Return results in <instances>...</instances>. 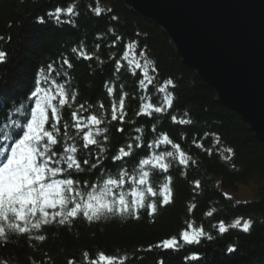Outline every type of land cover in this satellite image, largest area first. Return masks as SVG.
Wrapping results in <instances>:
<instances>
[{"label": "snow or ice", "instance_id": "snow-or-ice-1", "mask_svg": "<svg viewBox=\"0 0 264 264\" xmlns=\"http://www.w3.org/2000/svg\"><path fill=\"white\" fill-rule=\"evenodd\" d=\"M85 11L97 19L109 16L106 29L93 33L91 49L82 38L57 61L38 67L26 102L10 119L6 117V128L0 129V248L7 247L12 236L43 242L47 236L40 233L45 226L71 227L78 219L88 224L110 217L138 221L142 211L154 218L159 209L174 203L173 170L186 180L189 167L199 164L184 149L185 142L225 163L235 159V149L221 143L219 131L196 129L189 138L188 130L197 123L195 110L188 104L177 106L179 81L161 74L146 34H123L120 16L111 7H102L101 0H90ZM80 15L73 2L48 8L35 23L76 29ZM104 48L109 50L107 60L100 54ZM74 61H95L99 69L89 63V75L97 70L103 75L105 64L112 66L96 102L77 103L80 89L78 83L73 85ZM7 62L8 53L0 49V65ZM209 139L212 145L205 147ZM232 167L235 170V164ZM189 183L192 196H199L202 181ZM225 198L232 199L227 194ZM196 208L193 200L187 211L191 214ZM215 214L213 208L204 216ZM253 228L254 221L243 216L230 223L217 219L208 230L187 222L178 233L134 248L131 255L84 250L82 264H134L143 253L157 250L160 259L155 264H165L164 253L205 241L211 244L231 231L248 235ZM238 241L239 236L224 251L237 253ZM201 259L199 252L184 257L189 262ZM0 264L8 261L0 258ZM66 264L78 261L73 257Z\"/></svg>", "mask_w": 264, "mask_h": 264}, {"label": "trees", "instance_id": "trees-1", "mask_svg": "<svg viewBox=\"0 0 264 264\" xmlns=\"http://www.w3.org/2000/svg\"><path fill=\"white\" fill-rule=\"evenodd\" d=\"M73 2L78 4L81 13L77 20L78 28L73 29L67 25L57 27L50 22L43 25L35 23V17L42 15L48 8L57 5L66 7ZM89 2L0 0V37L4 38L0 40V49L8 53V62L0 65V76L3 77L0 80V129L6 128V117L10 119L15 115L16 108L26 102L25 97L32 87L38 67L57 61L82 38L86 37L91 49L93 33L106 29L110 17L93 18L85 11ZM101 6L111 7L113 14L120 16V30L126 36L135 31L146 34L149 53L158 61L161 74L178 79L177 106H192L197 120L194 128L188 130L189 138L196 129L219 131L222 133L221 143L235 149V159L225 163L219 156L214 154L209 157L185 142L184 149L190 151L199 164L189 167L186 180L181 178L178 171L173 170L174 203L159 209L154 218H149L142 211L138 221L110 217L92 224L78 219L71 227L45 226L40 233L47 236L45 241H28L26 237L12 236L7 247L0 248V258L7 260L8 264H66L68 259L75 257L78 264H82L84 250L131 255L134 248L146 247L165 236L178 233L187 222L194 221L197 226L203 224L208 230L217 219L223 218L230 223L235 217L243 216L254 221L250 234L231 231L211 244L205 241L198 247L164 253L165 264H264V143L255 137L248 123L237 112L216 101L215 91L206 87L195 71L183 64L170 37L157 24L126 8L122 0H101ZM100 54L107 60L109 50L104 48ZM89 63L91 68L99 69L95 61H74L73 85L78 83L80 89L77 103L87 99L96 102L103 95L100 88L102 81L111 73L112 66L106 63L103 75L99 70L89 75ZM148 94L151 95L152 91ZM139 123L143 124L144 120ZM165 127H168L167 121ZM116 135L112 133L113 137ZM211 145V139L205 141V147ZM196 179L202 181V189L199 196L193 197L189 182ZM239 184L251 186L250 199H235L233 194L237 193ZM225 194L232 199H226ZM193 200L197 208L190 214L187 208ZM213 208L216 214L212 218L205 217L204 213ZM237 236L239 251L228 255L224 246L236 241ZM30 243L32 247H29ZM189 252H199L202 259L198 262L185 261L184 257ZM158 259L160 255L157 250L143 253L134 264H155Z\"/></svg>", "mask_w": 264, "mask_h": 264}, {"label": "water", "instance_id": "water-1", "mask_svg": "<svg viewBox=\"0 0 264 264\" xmlns=\"http://www.w3.org/2000/svg\"><path fill=\"white\" fill-rule=\"evenodd\" d=\"M264 143V0H122Z\"/></svg>", "mask_w": 264, "mask_h": 264}, {"label": "rangeland", "instance_id": "rangeland-1", "mask_svg": "<svg viewBox=\"0 0 264 264\" xmlns=\"http://www.w3.org/2000/svg\"><path fill=\"white\" fill-rule=\"evenodd\" d=\"M237 193L233 194L235 199L237 200H246L250 199L252 196V189L251 186H247L244 184H239L237 188Z\"/></svg>", "mask_w": 264, "mask_h": 264}]
</instances>
